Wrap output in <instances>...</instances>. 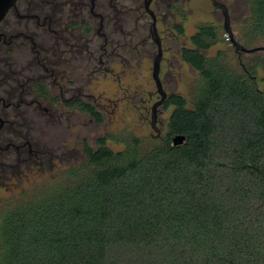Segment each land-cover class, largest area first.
<instances>
[{"label":"trees","instance_id":"obj_1","mask_svg":"<svg viewBox=\"0 0 264 264\" xmlns=\"http://www.w3.org/2000/svg\"><path fill=\"white\" fill-rule=\"evenodd\" d=\"M248 3L245 34L257 41L264 0ZM217 39L216 25L204 23L181 48L201 79L192 106L183 94L166 97L162 108L173 109L157 143L134 138L116 152L106 137L97 148L85 141L88 167L51 198L0 204V264H264V90L255 69L264 52L232 67L222 51L205 53ZM176 134L186 142L173 147ZM33 147L41 165L46 154Z\"/></svg>","mask_w":264,"mask_h":264},{"label":"flooded vegetation","instance_id":"obj_2","mask_svg":"<svg viewBox=\"0 0 264 264\" xmlns=\"http://www.w3.org/2000/svg\"><path fill=\"white\" fill-rule=\"evenodd\" d=\"M145 2L17 0L15 7L7 11L0 21V187L8 189L17 176L28 175L32 164H36L32 160L33 145L46 154L41 168L52 166L58 157L54 149L40 147L34 141L32 114L53 124L77 111L95 120L80 103L99 111L94 93L96 75L112 74V63L125 73L132 65L140 64L143 57L155 58L159 45L152 36L154 18ZM186 2L149 0L161 41V66L169 60L165 55L171 52L168 41L186 33ZM210 3L224 16L222 8L212 0ZM225 4L230 16L231 8ZM177 22L183 24V33L175 30ZM189 38L191 43V35ZM191 45H180V59L181 48ZM124 90L123 98H127ZM17 128H23L20 137L15 135Z\"/></svg>","mask_w":264,"mask_h":264},{"label":"rangeland","instance_id":"obj_3","mask_svg":"<svg viewBox=\"0 0 264 264\" xmlns=\"http://www.w3.org/2000/svg\"><path fill=\"white\" fill-rule=\"evenodd\" d=\"M187 1L189 2H186L187 5L189 4L188 15L184 22L186 33L180 39L175 38L168 41L171 52L165 53L169 60L162 62L161 79L167 92L183 94L188 106H192L195 88L201 76L196 69L179 58L178 49L181 44H191L189 37L197 31L201 24L211 23L218 29L217 42L205 53L208 56H215L218 51H222L225 61L232 67L240 68L241 61L251 66L255 63L256 57L264 51L238 54L224 29V16L215 10L210 0ZM222 1L231 8L230 25L234 37L248 47L264 45V36L256 41L245 34L248 28L247 18L250 15L248 0ZM176 20L179 21L182 18L177 17ZM154 51L156 52L155 47ZM153 58L154 56L151 55L143 57L140 64L132 65L125 73L121 72L118 64L112 63L110 64V68L113 69L112 74L96 75L94 93L99 103L98 109L102 114L101 121L90 118L82 111H77L71 114L70 118L54 124L41 121L38 116L32 114L31 135L34 141L40 147L46 145L47 148L54 149L58 157L53 160V165L50 167L41 168L38 164H32L28 175L17 176L16 183L10 188L0 187V204L21 199L17 202L18 205L30 207L51 198L66 182L71 181L70 175L74 173L73 171L88 167L84 150L85 141L97 148V140L106 137L107 145L117 152L124 150L126 142L134 138L141 140L144 146L150 147L157 143L160 137L165 136L173 107L163 109L159 106L157 114L161 135L155 137L156 131L150 124L151 107L158 97L155 94L151 102L145 101L148 93L157 91L152 76ZM255 69L256 81L264 90V67L258 65ZM119 77L121 81L118 80ZM123 88L127 90V98H123L125 97Z\"/></svg>","mask_w":264,"mask_h":264},{"label":"water","instance_id":"obj_4","mask_svg":"<svg viewBox=\"0 0 264 264\" xmlns=\"http://www.w3.org/2000/svg\"><path fill=\"white\" fill-rule=\"evenodd\" d=\"M17 0H0V21L4 18L6 15L7 11L11 7H15ZM213 3L217 6L223 9L224 13V29L227 32L228 36L231 39V42L235 46V49L237 52L240 54L242 52H254L258 50H263L264 51V45H258V46H253V47H248L245 44L239 42L233 35V31L231 29L230 25V16L228 13V8L225 3H222L218 0H212ZM145 6L147 11L153 16L154 20L151 25V32L153 38L156 40V42L159 45V51L157 55L154 58L153 61V69H152V76L156 84V88L159 94V98L152 104L151 107V121L150 124L152 128L156 131L154 134L155 137H159L161 135V128L158 125V108L163 104L167 97V93L163 87V83L160 77V69H161V59H162V47H161V41L159 39L158 33H157V28H156V21H155V15L154 12L150 9L149 7V0H146ZM186 142V136L184 134H176L173 139H172V146L177 147L180 145H183Z\"/></svg>","mask_w":264,"mask_h":264}]
</instances>
